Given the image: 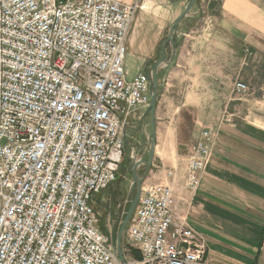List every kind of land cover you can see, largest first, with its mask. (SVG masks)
<instances>
[{
	"label": "built area",
	"instance_id": "2783aa9c",
	"mask_svg": "<svg viewBox=\"0 0 264 264\" xmlns=\"http://www.w3.org/2000/svg\"><path fill=\"white\" fill-rule=\"evenodd\" d=\"M139 7L0 0V264H204L207 245L180 211L175 169L143 188L129 219L139 259L124 249L121 259L100 226L96 200L118 177L128 120L151 102L152 72L129 79L125 69ZM247 91L236 81L234 93ZM214 132L190 147L192 196Z\"/></svg>",
	"mask_w": 264,
	"mask_h": 264
},
{
	"label": "crops",
	"instance_id": "0c3cea01",
	"mask_svg": "<svg viewBox=\"0 0 264 264\" xmlns=\"http://www.w3.org/2000/svg\"><path fill=\"white\" fill-rule=\"evenodd\" d=\"M185 1H181L184 8L179 5L178 9L166 10L158 6L157 12L143 13L130 31L127 46L128 53L143 65L137 73L153 72L155 65L164 59L165 69L159 66V76L175 65L173 69L179 79L190 81L185 88L186 101L175 108L192 110L194 115L185 144L187 153H180L179 132L172 124L171 113L160 101L154 113L149 111V105L131 114L127 127L142 125L143 129L133 133L130 153L138 152L139 158L146 161L154 147L151 165L164 167L165 172L167 168L177 171L176 189L181 197L180 191L187 184L190 147L205 128H213L212 156L202 172L201 185L194 196H189L187 204L181 205L180 211L187 213L189 225L206 242L205 264H264V0H210L209 16L204 18L210 21L199 29L196 15L200 3H196L180 21L172 43L171 29L186 8ZM193 34L197 35L192 37ZM224 36L247 53V82L253 84L257 74L262 78V83L253 87L256 91L241 103L231 97L225 104L219 97L213 100L206 97L217 95L220 89L218 83L223 74L217 59L221 64V56H212V51L222 47ZM227 109L228 116L224 115ZM147 117L153 123L152 133L143 126ZM168 157L173 158L169 161L171 167L164 166L162 158ZM158 158L162 166L156 163Z\"/></svg>",
	"mask_w": 264,
	"mask_h": 264
},
{
	"label": "rangeland",
	"instance_id": "374dc122",
	"mask_svg": "<svg viewBox=\"0 0 264 264\" xmlns=\"http://www.w3.org/2000/svg\"><path fill=\"white\" fill-rule=\"evenodd\" d=\"M181 1L182 0L179 1L139 0L140 7L133 19L131 29L139 21L143 13L146 12L152 13L153 11L157 12L158 6H162L166 10L172 7L178 9L179 5H181V7L184 8V4H181L182 3ZM189 1L190 0L185 1V6L188 5ZM196 3H200V10L199 13H197L196 15L197 16L196 21L198 22L197 28L199 29L201 25H208L207 22L210 21L209 19L207 20L204 19V18H208L209 16L208 6H210V0H195L192 8H195ZM184 10L185 9H183V11ZM195 35L197 34H193L192 37H194ZM194 41L195 40L193 39L192 42ZM222 43L223 45L219 50L217 48L216 51H212V56H215L216 54L217 56H221V64L218 63L219 58L217 59V64L222 66V74H223L222 79L218 83V87L220 89L217 95H206V97L208 96V98L211 100H213L215 97H219L221 98L219 100L223 104H225L227 99H229L230 97L235 102L238 103L244 102L246 98H248L250 95L253 94V92L256 91L253 87L257 86V83L259 82L262 83L261 82L262 78L261 77L258 78L257 77L258 74H257L256 77H254V81L252 82L253 84H249L247 82V78L245 77V74H247V72H245L246 61L248 59V58L245 59L247 53L243 51L242 47L238 48L230 37L224 36ZM234 47H236V49ZM209 64L212 65V63ZM164 65L165 64L163 65L161 64L162 67H164ZM256 65L258 66L263 65V63L256 62ZM142 66L143 65L141 61L135 55L127 53L125 59V69L128 71L129 78L134 76L137 72H139ZM173 67H175V65ZM173 67L170 66L166 70L165 74L162 73L163 75L161 74L159 76V80H158L159 91H158L157 103L158 101H160V104L164 106V108L171 113L172 124L176 125L177 131L179 132L178 138H179V142L181 143L180 153L184 155L187 153L186 151L187 146L185 144L189 137V131L192 126L194 115L192 110L191 111H188L187 109L176 110L175 108L177 105L181 106L182 102L186 101L187 93L185 91V88L188 87L190 81L179 79V77L175 74L174 72L175 68L173 69ZM162 69H165V67ZM238 75H240L241 78L239 77V79H237L236 81H244L248 85V91L240 95L234 93V85L236 83L235 78ZM210 84L212 87L214 86V78H212ZM229 109H227L226 113L224 112V115L228 116V113L230 112ZM144 125L147 127L150 133L153 132V123L149 117L145 118V122L143 123V126ZM142 129H143L142 125H138L136 127H134L133 125H129L127 127L128 135L125 141L124 158L119 169L118 177L109 186L108 189L103 191L97 197L96 200V210L99 215L100 226L102 230L109 235L110 242L115 247L117 245V238L119 231L125 220L127 212L130 208L131 202L137 196L138 193L139 184L137 181H135L136 180L135 175L138 178H140L142 193H143V188L147 187L149 184L163 181L164 177L166 176V172L165 170H163L164 167H156L152 165H147L146 163L140 164V162L144 160L139 158L138 156L139 153L133 152L134 154H131L132 153L131 142L133 140L132 139L133 133L140 132L142 131ZM145 158L147 159L146 161H148L149 155L146 156ZM162 159H164V166L171 167L169 165V161L173 160L172 157L162 158ZM178 159L179 158L177 157V160ZM156 163L158 164V166H162V162L160 158H158V161ZM135 165H137V167L135 168L136 170L134 169L135 170L134 172L133 168L135 167ZM180 194L181 197L185 198L184 200H182V204L186 205L187 204L186 202L188 201V198L192 194V192L186 187V189L184 190L181 189ZM128 225H129V221L122 235V240H121L122 249H124L125 256L139 259L135 257L134 250L136 249L131 247L129 238L127 236Z\"/></svg>",
	"mask_w": 264,
	"mask_h": 264
},
{
	"label": "water",
	"instance_id": "95a60500",
	"mask_svg": "<svg viewBox=\"0 0 264 264\" xmlns=\"http://www.w3.org/2000/svg\"><path fill=\"white\" fill-rule=\"evenodd\" d=\"M195 0H190L188 5L186 6L185 10L183 11V13L178 17V19L175 21V23L173 24L172 26V29H171V34H170V40L172 41V43H175V40H174V37H175V31L180 23V21L186 16L189 14L193 4H194ZM166 62L164 59L160 62H158L154 69H153V72H152V77H151V89H152V94H151V102H150V107H149V111H152V113H154L156 111V105H157V98H158V91H159V72H158V67L159 65H161L162 63ZM154 125H155V121H154ZM155 129V127H154ZM154 132V131H153ZM154 134V133H153ZM153 157H154V147L151 148L150 150V158L148 161H141V163H146L147 165H151L152 164V160H153ZM137 167V165H135V167L133 168V171L135 172V168ZM135 169V170H134ZM135 181L138 182L139 184V189H138V193H137V196L132 200L131 202V205H130V208L127 212V215L125 217V220L121 226V229L119 231V234H118V238H117V251H118V254L120 256L121 259H124L123 257V252H122V245H121V240H122V235L124 233V230H125V227L131 217V215L133 214L134 210H135V207L136 205L138 204L139 202V199L141 197V182H140V178H138L136 175H135Z\"/></svg>",
	"mask_w": 264,
	"mask_h": 264
},
{
	"label": "trees",
	"instance_id": "16d2710c",
	"mask_svg": "<svg viewBox=\"0 0 264 264\" xmlns=\"http://www.w3.org/2000/svg\"><path fill=\"white\" fill-rule=\"evenodd\" d=\"M134 253L136 258H140V253L138 250H134Z\"/></svg>",
	"mask_w": 264,
	"mask_h": 264
}]
</instances>
